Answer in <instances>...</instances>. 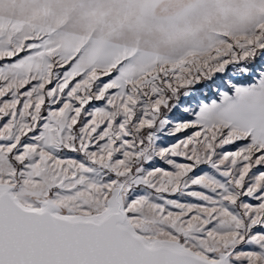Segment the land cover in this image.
Instances as JSON below:
<instances>
[{
  "label": "snow or ice",
  "instance_id": "obj_1",
  "mask_svg": "<svg viewBox=\"0 0 264 264\" xmlns=\"http://www.w3.org/2000/svg\"><path fill=\"white\" fill-rule=\"evenodd\" d=\"M0 264H264V0H0Z\"/></svg>",
  "mask_w": 264,
  "mask_h": 264
}]
</instances>
